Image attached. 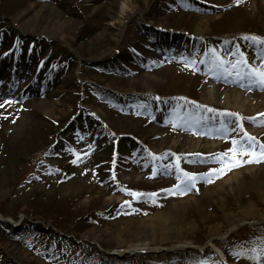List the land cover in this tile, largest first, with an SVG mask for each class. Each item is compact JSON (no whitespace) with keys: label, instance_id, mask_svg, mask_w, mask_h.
Listing matches in <instances>:
<instances>
[{"label":"rangeland","instance_id":"374dc122","mask_svg":"<svg viewBox=\"0 0 264 264\" xmlns=\"http://www.w3.org/2000/svg\"><path fill=\"white\" fill-rule=\"evenodd\" d=\"M245 36L264 40V0H0V216L12 222L0 264H264L251 251L264 247V203L224 183L264 162L211 173L233 139L247 143L222 113H264L245 68L211 63L215 50L259 67L264 46ZM221 117L228 131L205 133ZM247 120L258 154L264 120ZM177 157L198 177L184 194ZM244 175L264 183V167ZM251 210L230 232L228 217ZM149 220L163 241L132 247Z\"/></svg>","mask_w":264,"mask_h":264},{"label":"snow or ice","instance_id":"6c2138e0","mask_svg":"<svg viewBox=\"0 0 264 264\" xmlns=\"http://www.w3.org/2000/svg\"><path fill=\"white\" fill-rule=\"evenodd\" d=\"M237 4L240 3V0H236ZM245 40H250L253 43L259 44L261 46H264V40H259L257 37H248L245 36L243 37ZM212 56V65L215 68L222 69L225 73L228 75H232V72L234 71L236 75L240 76L241 73L238 71V66H242L243 68L246 69V72L244 75H246L250 81L253 83H256L257 86H259L261 89H264V62L261 63L259 67L255 66H249L248 61L246 58H244L241 54V58L237 60L236 62H231V61H225L223 60L220 56L217 55L215 50H209ZM264 60V57L261 58ZM227 64H231L232 66V71H229V69L226 67ZM158 99V98H156ZM183 99V98H181ZM6 103H11L10 101H6ZM0 107H3V105H0ZM208 111H213L212 109H208ZM223 115H229V116H236L237 117V127L243 131L242 125L238 123V121L241 119L237 114L235 113H225ZM264 115V114H261ZM222 127H223V122H222ZM226 131V129H225ZM244 136L246 138L247 143L245 144L244 141H237L233 139L231 141L232 143V148H230L227 152L220 154L219 156L215 157L216 162L221 164L220 169H212L211 173L216 174L217 176L223 174L224 167L227 166V170L230 171L233 167H238L240 166L241 163L247 162V163H261L264 162V144L259 145V153H253L251 149H253L256 145L255 138L248 136V134L245 132ZM229 153H232L233 155L230 157ZM198 155V154H197ZM247 155L249 158L247 161H243L240 159V157ZM79 158V157H78ZM154 159H157V157H153ZM180 157H177V163L175 165L176 172L178 173L177 179L180 181L179 184L175 185L176 189L180 191L181 194H184L186 191H188L190 188L195 187L196 180H197V175L193 173H188L183 171L180 168L179 164ZM73 164L77 163L76 160L72 161ZM113 179L115 177L113 176ZM205 182L211 183L212 182V177L211 174L203 177ZM181 184L184 186L183 189H181ZM125 192L127 195L133 197V198H139L141 197L142 193L138 192H132L127 189H125ZM155 195V194H153ZM254 253H258V256L260 258H264V247H262L259 251L257 249H252L251 250ZM234 256L237 257H246L247 258V252L246 250H241L238 252L233 253ZM252 259L257 260V264H259V259L254 256ZM200 264H204V262H200Z\"/></svg>","mask_w":264,"mask_h":264},{"label":"bare ground","instance_id":"6f19581e","mask_svg":"<svg viewBox=\"0 0 264 264\" xmlns=\"http://www.w3.org/2000/svg\"><path fill=\"white\" fill-rule=\"evenodd\" d=\"M228 97L229 98H233V100H235V102H236L237 105H240V106L243 105V104H241V102L243 101V97L240 95V93L237 90H230L229 93H228ZM246 97H248L247 94H246ZM250 97L252 99H259L261 96L258 95V94H251V95H249V98ZM210 100H212V95L209 97V101ZM224 113H227V112H223L222 114H224ZM261 114H264V113L252 115V116H249L248 118H250V120H252L255 123L261 122L262 120H264V115H261ZM226 116H229V115H226ZM238 116L241 118L238 121V123L240 125H242L243 131H241V129L239 127H237V117L236 116H235L234 122L232 123V125L234 126L233 131L235 133H240V131L243 132V133L246 132V133L250 134L248 136H251V137L252 136H257V132L251 129L253 126L248 129L246 127H247V125H250V124L242 122V120H244V119L246 121H249V120H247L248 118L247 117H244L243 114H240ZM224 118L225 117L218 118L215 121V123H217V125H215V126L212 125L214 123V120H210L209 121V124H210L209 125V128L207 129V131H205V133H207V134H209V135L212 136L213 134H220L218 132H224L225 129H226V131H228L227 125L223 124V127H222V124H221L220 126H218V121L220 120V122H221V120H223ZM257 124H259V123H257ZM251 125H253V124L251 123ZM211 126H213L212 129H210ZM211 133H213V134H211ZM262 134H263V137H264V130L260 133V136H262ZM200 142H201V140H199V143ZM263 167H264V165H252V166L250 165V166H245V167H243L241 169H238L240 172H235V173L231 174L230 177H228L224 181V183H228L230 181L235 180L234 183H236L238 185L237 187L240 190H244L245 193H247L249 189H255L254 191L259 194L262 202L264 203V183H255V185H250V184H247V183L244 182V178H245L244 173L245 172H247V171L248 172H251V171L262 170ZM230 171H232V169ZM235 171H237V170H235ZM241 175H244V177L241 178V179L238 178ZM249 209H252V206L249 207ZM162 215H163V217L169 218V217H167L168 214H166V212H163ZM256 215L257 214L254 213V210H251L250 213L246 211L245 213H241V214L237 215L234 218L228 217V220H231L228 223L229 226L231 227L230 228V232L231 231H234L237 228V226L239 225V223L243 222L244 220H247L246 218H249L250 217V219L251 218L256 219V218H258L260 216V215H257V216ZM166 221H168V219ZM142 223L143 224H142V228L141 229H142V233L143 234H142V236L137 235V243L135 245H133L132 247H135L136 248V247H143V246H148V245L150 246V245H152L154 243H158V242L163 241V239H161V240L160 239H151L150 240V236L155 231V228L153 227L154 225L151 223V220L145 221V222L143 221ZM158 229L159 228H156V231ZM218 234L219 233L217 231L215 232V230H214L213 233H212V236H215V235H218ZM225 237H226V235H225ZM90 239H92V238H90ZM219 253L222 255L221 252H219Z\"/></svg>","mask_w":264,"mask_h":264},{"label":"water","instance_id":"95a60500","mask_svg":"<svg viewBox=\"0 0 264 264\" xmlns=\"http://www.w3.org/2000/svg\"><path fill=\"white\" fill-rule=\"evenodd\" d=\"M1 221H3L2 219H0Z\"/></svg>","mask_w":264,"mask_h":264}]
</instances>
